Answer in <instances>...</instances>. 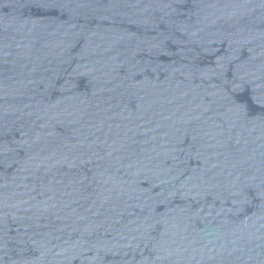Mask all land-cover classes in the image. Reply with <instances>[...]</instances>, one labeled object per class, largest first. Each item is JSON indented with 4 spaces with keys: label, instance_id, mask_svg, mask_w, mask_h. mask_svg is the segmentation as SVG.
<instances>
[{
    "label": "water",
    "instance_id": "obj_1",
    "mask_svg": "<svg viewBox=\"0 0 264 264\" xmlns=\"http://www.w3.org/2000/svg\"><path fill=\"white\" fill-rule=\"evenodd\" d=\"M0 264H264V0H0Z\"/></svg>",
    "mask_w": 264,
    "mask_h": 264
}]
</instances>
